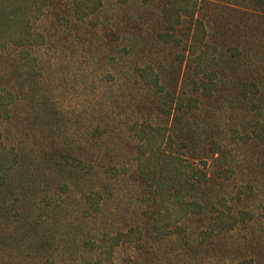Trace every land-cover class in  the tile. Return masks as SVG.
I'll use <instances>...</instances> for the list:
<instances>
[{"label": "trees", "instance_id": "trees-1", "mask_svg": "<svg viewBox=\"0 0 264 264\" xmlns=\"http://www.w3.org/2000/svg\"><path fill=\"white\" fill-rule=\"evenodd\" d=\"M233 252L264 264V0H0V264Z\"/></svg>", "mask_w": 264, "mask_h": 264}, {"label": "rangeland", "instance_id": "rangeland-1", "mask_svg": "<svg viewBox=\"0 0 264 264\" xmlns=\"http://www.w3.org/2000/svg\"><path fill=\"white\" fill-rule=\"evenodd\" d=\"M237 235L238 234H235V236L234 237H232L231 239L233 240V239H238V238H236L237 237ZM246 247V246H245ZM247 248V247H246ZM233 256H234V258H235V260H234V264H236V263H238L239 262V259H237V256H236V252H233ZM240 258H241V256H240ZM263 260H264V257H263ZM224 264H229V263H224Z\"/></svg>", "mask_w": 264, "mask_h": 264}]
</instances>
